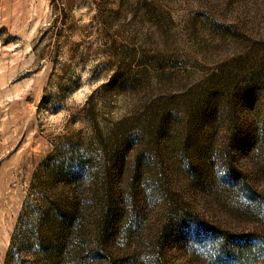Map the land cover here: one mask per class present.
I'll return each mask as SVG.
<instances>
[{
	"label": "rangeland",
	"instance_id": "rangeland-1",
	"mask_svg": "<svg viewBox=\"0 0 264 264\" xmlns=\"http://www.w3.org/2000/svg\"><path fill=\"white\" fill-rule=\"evenodd\" d=\"M80 259L264 264V0H0V264Z\"/></svg>",
	"mask_w": 264,
	"mask_h": 264
},
{
	"label": "trees",
	"instance_id": "trees-1",
	"mask_svg": "<svg viewBox=\"0 0 264 264\" xmlns=\"http://www.w3.org/2000/svg\"><path fill=\"white\" fill-rule=\"evenodd\" d=\"M68 247H70V248H75V250H77L78 251V253H80L81 251H83V245L79 242V241H77V242H75V243H71L70 242V244H68ZM101 250H99L98 251V255H101ZM81 261H82V259H80V261H78L77 263H75V264H84V261H82V263H81ZM88 264V263H87Z\"/></svg>",
	"mask_w": 264,
	"mask_h": 264
}]
</instances>
